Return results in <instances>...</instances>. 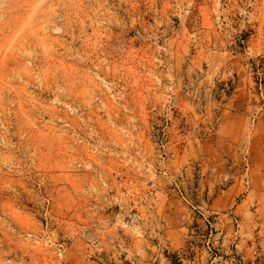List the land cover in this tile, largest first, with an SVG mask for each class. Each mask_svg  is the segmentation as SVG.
<instances>
[{
    "label": "rangeland",
    "instance_id": "rangeland-1",
    "mask_svg": "<svg viewBox=\"0 0 264 264\" xmlns=\"http://www.w3.org/2000/svg\"><path fill=\"white\" fill-rule=\"evenodd\" d=\"M0 264H264V0H0Z\"/></svg>",
    "mask_w": 264,
    "mask_h": 264
}]
</instances>
